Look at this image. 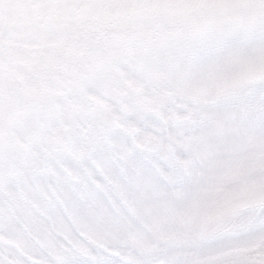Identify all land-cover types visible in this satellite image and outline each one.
<instances>
[{"label": "snow or ice", "instance_id": "snow-or-ice-1", "mask_svg": "<svg viewBox=\"0 0 264 264\" xmlns=\"http://www.w3.org/2000/svg\"><path fill=\"white\" fill-rule=\"evenodd\" d=\"M0 264H264V0H0Z\"/></svg>", "mask_w": 264, "mask_h": 264}]
</instances>
